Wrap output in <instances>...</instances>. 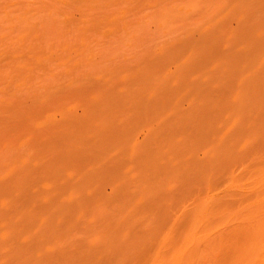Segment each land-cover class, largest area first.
Masks as SVG:
<instances>
[{"label":"rangeland","instance_id":"obj_1","mask_svg":"<svg viewBox=\"0 0 264 264\" xmlns=\"http://www.w3.org/2000/svg\"><path fill=\"white\" fill-rule=\"evenodd\" d=\"M263 79L264 0H0V264H168L174 166Z\"/></svg>","mask_w":264,"mask_h":264},{"label":"bare ground","instance_id":"obj_2","mask_svg":"<svg viewBox=\"0 0 264 264\" xmlns=\"http://www.w3.org/2000/svg\"><path fill=\"white\" fill-rule=\"evenodd\" d=\"M251 111L206 124L174 166L168 264H264V102Z\"/></svg>","mask_w":264,"mask_h":264}]
</instances>
